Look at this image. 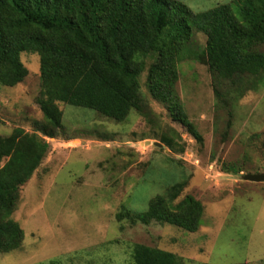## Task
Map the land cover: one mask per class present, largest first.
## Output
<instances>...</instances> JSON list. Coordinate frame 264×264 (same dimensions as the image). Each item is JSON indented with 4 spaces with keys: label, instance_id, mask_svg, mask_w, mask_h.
I'll return each mask as SVG.
<instances>
[{
    "label": "rangeland",
    "instance_id": "1",
    "mask_svg": "<svg viewBox=\"0 0 264 264\" xmlns=\"http://www.w3.org/2000/svg\"><path fill=\"white\" fill-rule=\"evenodd\" d=\"M176 1L198 13L233 0ZM194 38L204 48L206 37ZM20 61L24 80L0 87V137L21 129L49 148L20 187L11 216L24 240L0 255V264H133L134 245L185 264H264V182L243 179L264 174V86L216 108L207 67L183 61L175 92L200 142L149 95L146 73L139 79L146 118L131 111L117 123L60 104L61 130L47 139L35 131L43 121L36 103L39 58L22 54ZM177 184L183 190L176 203L190 196L202 207L197 232L116 219L125 211L145 212L150 200Z\"/></svg>",
    "mask_w": 264,
    "mask_h": 264
},
{
    "label": "trees",
    "instance_id": "2",
    "mask_svg": "<svg viewBox=\"0 0 264 264\" xmlns=\"http://www.w3.org/2000/svg\"><path fill=\"white\" fill-rule=\"evenodd\" d=\"M197 33L206 37L204 48L195 42ZM263 48L264 0H233L198 13L176 0H0V87L14 88L27 76L22 54L39 58L36 103L43 121L35 131L47 139L61 130L60 104L117 123L131 111L146 118L139 83L146 73L149 95L200 142L175 92L178 65L192 60L206 66L215 107L226 108L264 86ZM48 148L21 129L0 137V255L18 250L24 240L11 216L20 187ZM182 190L177 184L150 200L145 212L125 211L116 219L195 233L202 207L190 196L176 203ZM131 257L133 264H185L143 245H134Z\"/></svg>",
    "mask_w": 264,
    "mask_h": 264
},
{
    "label": "water",
    "instance_id": "3",
    "mask_svg": "<svg viewBox=\"0 0 264 264\" xmlns=\"http://www.w3.org/2000/svg\"><path fill=\"white\" fill-rule=\"evenodd\" d=\"M243 179L248 182L261 183L264 182V174L246 175Z\"/></svg>",
    "mask_w": 264,
    "mask_h": 264
}]
</instances>
